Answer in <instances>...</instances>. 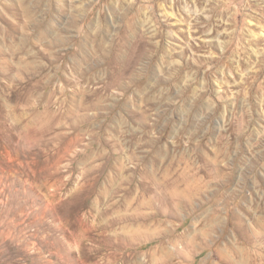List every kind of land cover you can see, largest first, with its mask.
I'll return each instance as SVG.
<instances>
[{"label":"rangeland","instance_id":"rangeland-1","mask_svg":"<svg viewBox=\"0 0 264 264\" xmlns=\"http://www.w3.org/2000/svg\"><path fill=\"white\" fill-rule=\"evenodd\" d=\"M194 236L264 264V0H0V264Z\"/></svg>","mask_w":264,"mask_h":264},{"label":"bare ground","instance_id":"bare-ground-1","mask_svg":"<svg viewBox=\"0 0 264 264\" xmlns=\"http://www.w3.org/2000/svg\"><path fill=\"white\" fill-rule=\"evenodd\" d=\"M198 237L194 236L188 239H185L184 241H182V238L179 239L178 243H182V246L179 247L178 245L174 246V248H172L173 253L170 251H167V260L165 264H178L179 262H181L184 259H187L188 256H190V252L189 251H193L196 250L197 248L200 249L201 246L199 242H197ZM219 239V237L217 238ZM182 241V242H181ZM214 243L217 241H213ZM199 246V247H198ZM197 252H194L192 254H195ZM191 254V255H192Z\"/></svg>","mask_w":264,"mask_h":264}]
</instances>
